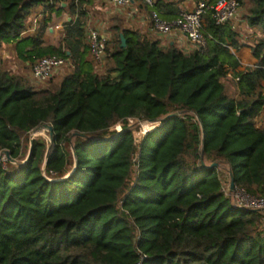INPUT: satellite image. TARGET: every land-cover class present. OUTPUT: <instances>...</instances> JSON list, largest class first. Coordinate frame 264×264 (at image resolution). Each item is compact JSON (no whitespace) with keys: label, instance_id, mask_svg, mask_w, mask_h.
Segmentation results:
<instances>
[{"label":"trees","instance_id":"1","mask_svg":"<svg viewBox=\"0 0 264 264\" xmlns=\"http://www.w3.org/2000/svg\"><path fill=\"white\" fill-rule=\"evenodd\" d=\"M61 1L0 0V51L25 43L29 66L45 56L70 63L53 89H35L0 61V151L23 159L27 134L52 131L44 170L48 149L35 141L23 165L0 164V264H264V212L232 207L221 190L222 167L228 184L231 172L236 187L264 189V0H249L245 20L260 38L248 45L256 64L243 71L230 52L239 34L231 22L216 25L211 8L204 45L187 54L116 20L97 70L83 0ZM37 4L36 30L24 36ZM67 7L79 18L65 23L62 44L44 45L51 11ZM226 66L238 79L234 96ZM174 113L138 144L126 127L111 131ZM44 133L32 138L49 144Z\"/></svg>","mask_w":264,"mask_h":264},{"label":"built area","instance_id":"2","mask_svg":"<svg viewBox=\"0 0 264 264\" xmlns=\"http://www.w3.org/2000/svg\"><path fill=\"white\" fill-rule=\"evenodd\" d=\"M53 1L54 0H46V2L49 4H52ZM108 1L117 6H127L134 1H140L141 3L151 7L154 3V0ZM239 6L240 4L238 0H217L211 6H208L204 0H198L192 9H181L178 11L176 17L172 20L162 19L155 13V11H151L149 19L153 30L161 36H168L174 32L180 33L188 42L191 48L190 51H192L199 49L204 45V38L202 35V15L205 9L211 8L213 11L212 18L215 24L221 25L226 22H231L236 18ZM37 23L38 18L35 17L33 19V27L29 29L31 33L36 30ZM86 27L89 55L97 70H102L105 64V48L109 39L108 35L102 32L100 28L91 26L90 24H88ZM66 67H70L68 60L55 56H45L33 62L30 70V76L34 81L43 83L49 81ZM234 81H238V79L234 78ZM143 121V125L151 126L144 131L142 130L141 133L144 137L147 133L155 129L154 127L157 126V123H149L146 120ZM118 127L119 129L114 130L115 133L122 131L123 127H120V125H118ZM135 142L137 144L139 143L136 139ZM2 159H6L4 151H0V160ZM221 190L232 207L243 210L264 212V189L263 193L259 196L246 191L244 188H239L236 186L234 187L233 191H230L229 184L226 190H224L223 186Z\"/></svg>","mask_w":264,"mask_h":264},{"label":"crops","instance_id":"3","mask_svg":"<svg viewBox=\"0 0 264 264\" xmlns=\"http://www.w3.org/2000/svg\"><path fill=\"white\" fill-rule=\"evenodd\" d=\"M70 1L71 0L61 1L60 5L66 6V2ZM77 1L78 0H74L75 3H77ZM156 1V9L159 11L160 16L166 20H172L177 15L178 11H180L181 9H192L198 0H154V2ZM242 1L243 0H241V2ZM82 6L84 15L81 17V23L84 30L85 27L89 23H91L94 27L100 28L102 32L110 36L111 31L109 28L113 26V23L116 20H118L124 28L138 31L141 35L146 36L149 39V36H153L154 39L152 40L158 41L160 47H162L163 49H167L170 46H173L182 51L184 54H187L191 50L188 42L178 32H174L168 36H161L157 34L150 24V6L141 3L140 1H134L127 6H117L108 0H83ZM240 9L242 8L240 7L238 9L236 18L231 21L233 29L239 34L238 40L240 43V47L238 48V50L235 51L233 49H230V52L238 61V67L236 71H243L247 68L253 67L257 62L256 59H254V57L252 56L251 49L248 47V45L250 44L249 41H252V37L245 36L244 34V23L246 22V20L240 18ZM57 11H61L62 15L65 16V23L70 22L71 20L75 21L80 16L78 15V8L75 9L74 13H71L68 7L63 10ZM53 16L54 13L53 11H51V20L48 29V33L50 35H53L54 31L61 29L60 25H56L54 29H51ZM85 40L87 42L86 33ZM8 47L11 48V46ZM7 54L3 52V55ZM24 65L28 66L29 64L26 61ZM225 69L228 70L226 78L232 79L234 81V78H236L235 75L229 70L227 66L225 67Z\"/></svg>","mask_w":264,"mask_h":264},{"label":"rangeland","instance_id":"4","mask_svg":"<svg viewBox=\"0 0 264 264\" xmlns=\"http://www.w3.org/2000/svg\"><path fill=\"white\" fill-rule=\"evenodd\" d=\"M250 6V2L249 0H243L242 3L240 4L239 8L241 7L242 9H240L241 13H240V18L245 20L246 15L248 14V8ZM41 9V5L37 4L33 7L31 13L28 16V19L26 20V24L29 26L28 30L24 33V36H30L31 32L29 31V29H31L33 27V19L35 18V16L37 15L38 11H40ZM54 16H53V20H52V27L51 29H54V27L56 25H60L61 29L56 30L53 32V35H50L49 33H45L44 34V39H45V44L44 45H52V46H59L60 44H62V40L64 38V23H65V16L62 15L61 11H57L54 10L53 11ZM87 22V21H86ZM91 26H93L91 23H89ZM88 26V25H87ZM85 27V31H86ZM244 28H245V36L248 37H252L251 40H255L258 35L253 34V31L247 26V23H244ZM86 33V32H85ZM255 36V39L254 37ZM257 36V37H256ZM262 36V35H261ZM150 39H154L153 36H149ZM260 38V37H258ZM257 38V39H258ZM249 39V38H248ZM246 39V40H248ZM256 39V40H257ZM248 42V41H247ZM250 44H252L249 41ZM8 46H11V48H9ZM26 47V44L23 43L21 45H16V44H11V43H4L1 51H0V61H1V69L5 70L7 72H9L10 74L16 75V76H20L23 79H25L31 86H33L35 89H41V88H50L53 89L52 87L56 86L59 82V80L61 79V77H63L65 74H67L70 71V67H66L63 70H61L57 75L54 76V78L50 79L49 81L43 82V83H38L36 81H34L31 76H30V70H31V65L29 66H25L24 64L26 63V60L23 58L22 54L24 48ZM19 51V52H18ZM3 52H5L7 55H3ZM35 61V60H33ZM32 61V62H33ZM224 85L227 88V93L231 96L236 95L237 90L235 87V82L232 79L229 78H224L223 80ZM54 84V85H52ZM264 122V112L262 114V116L258 119V124L261 125ZM144 124L143 120H138V119H130V120H125L122 123H117L111 130L113 132H115L114 130L119 129L118 125H120V127H126L129 128V130H131L133 132V135L135 137V139L137 140V142H140V140H142V126ZM45 127H39L33 131H31L29 134L26 135V137H24L23 140V153H24V158L21 159L19 158L18 160H13V159H2L0 160V164H2L3 166H6V162H9L10 164L14 165V166H19L21 165L25 159L27 158L28 154H29V149H30V141L33 139L32 137H45V133L44 131L46 129H43ZM50 134V132H49ZM49 141V139H47ZM35 142L38 143H42L44 145L47 146V149L50 148V144H47L46 142H42V141H37L34 140ZM50 141H51V135H50ZM6 152V151H4ZM223 171V178H222V186L224 188V190H226V188L228 187V180H227V174H226V168L222 167L221 168Z\"/></svg>","mask_w":264,"mask_h":264},{"label":"water","instance_id":"5","mask_svg":"<svg viewBox=\"0 0 264 264\" xmlns=\"http://www.w3.org/2000/svg\"><path fill=\"white\" fill-rule=\"evenodd\" d=\"M120 38H121V42H122V47L124 48L125 47V40H124L123 36H121ZM177 115H178V113H174V114L167 115L165 118H162V119H148L146 121L149 122V123H155V124L157 123V126L154 127V128H157L158 126H160V124L162 123V121H164L165 119L170 118L172 116H177ZM41 127H45V128H47L49 130L50 135H51V141L50 142H52V131H51V127H49L47 125H44V126H41ZM76 136H78V134H73V137H76ZM32 143H33V139L30 141V148H31ZM29 151H30V149H29ZM48 151H49V148H48V150H47V152H46V154L44 156V159H43L42 170H44V167H45V163H46L47 156H48ZM73 156L75 157V154L74 153H73ZM202 156H201V165L204 166V162H203V157ZM5 157L7 159H10V156H9V153L8 152H5ZM27 159H28V156H27V158L25 159V161L21 165H23L26 162ZM217 166H218V163H213L210 166H208L207 168L208 169H214ZM234 187H235L234 177H233V174L231 172H229V190L230 191H233L234 190Z\"/></svg>","mask_w":264,"mask_h":264},{"label":"bare ground","instance_id":"6","mask_svg":"<svg viewBox=\"0 0 264 264\" xmlns=\"http://www.w3.org/2000/svg\"><path fill=\"white\" fill-rule=\"evenodd\" d=\"M43 129H46V130H48L47 128H43ZM49 131V130H48Z\"/></svg>","mask_w":264,"mask_h":264}]
</instances>
